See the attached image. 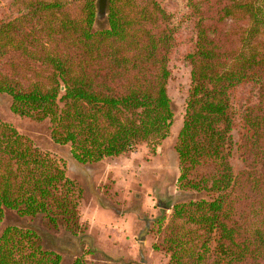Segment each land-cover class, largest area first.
<instances>
[{
	"label": "trees",
	"instance_id": "1",
	"mask_svg": "<svg viewBox=\"0 0 264 264\" xmlns=\"http://www.w3.org/2000/svg\"><path fill=\"white\" fill-rule=\"evenodd\" d=\"M177 1L170 11L162 0H109V25L95 29L97 0H0V93L15 114L49 120L81 163L155 150L173 124L171 55L193 23L178 185L208 198L175 204L153 247L171 264H264V0ZM247 86L253 103L236 95ZM81 195L57 159L0 120V224L12 209L78 234ZM61 262L31 228L0 235V264ZM71 264L92 263L84 253Z\"/></svg>",
	"mask_w": 264,
	"mask_h": 264
},
{
	"label": "rangeland",
	"instance_id": "2",
	"mask_svg": "<svg viewBox=\"0 0 264 264\" xmlns=\"http://www.w3.org/2000/svg\"><path fill=\"white\" fill-rule=\"evenodd\" d=\"M162 1L168 10H180L177 0ZM108 25L107 15L97 17L95 29ZM193 26L191 22L183 23L179 43L171 55L168 92L173 124L170 135L155 150L143 144L120 156L81 163L73 156L69 144L54 142L49 120L37 122L15 114L11 109L12 97L0 93V120L11 123L43 152L50 153L81 187L79 211L83 223V230L72 234L62 227H49L42 214L21 216L5 209L0 235L9 225L31 228L40 235L44 249L62 256L61 264H71L84 253L92 264H171L170 255L156 250L153 244L162 238L172 207L192 199L208 198L205 191L184 190L178 185L180 160L176 145L184 123L192 70L184 57L191 47ZM236 95L242 103L247 100L253 103L258 97L252 86L240 88ZM238 138L235 132V140ZM232 163L236 171L243 168L236 147ZM164 216L167 219L161 223L159 220Z\"/></svg>",
	"mask_w": 264,
	"mask_h": 264
},
{
	"label": "water",
	"instance_id": "3",
	"mask_svg": "<svg viewBox=\"0 0 264 264\" xmlns=\"http://www.w3.org/2000/svg\"><path fill=\"white\" fill-rule=\"evenodd\" d=\"M109 0H98V17L106 15Z\"/></svg>",
	"mask_w": 264,
	"mask_h": 264
}]
</instances>
